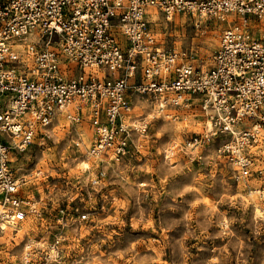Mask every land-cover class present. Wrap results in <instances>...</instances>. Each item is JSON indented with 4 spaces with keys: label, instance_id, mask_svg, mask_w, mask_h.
Returning <instances> with one entry per match:
<instances>
[{
    "label": "built area",
    "instance_id": "built-area-1",
    "mask_svg": "<svg viewBox=\"0 0 264 264\" xmlns=\"http://www.w3.org/2000/svg\"><path fill=\"white\" fill-rule=\"evenodd\" d=\"M157 14L225 24L209 69L159 45ZM135 96L168 118L202 120L206 133L189 144L220 138L237 179L263 181L264 0H0V224L34 213L12 155L57 118L88 123L95 158L119 162L140 152L131 132L144 136L146 127L129 119ZM260 186L249 195L263 198ZM4 231L0 264H11ZM27 250L23 264H32Z\"/></svg>",
    "mask_w": 264,
    "mask_h": 264
},
{
    "label": "rangeland",
    "instance_id": "rangeland-1",
    "mask_svg": "<svg viewBox=\"0 0 264 264\" xmlns=\"http://www.w3.org/2000/svg\"><path fill=\"white\" fill-rule=\"evenodd\" d=\"M156 16L151 29L162 48L211 67L224 23ZM132 103L129 119L146 131L131 132L143 148L124 160L91 156L88 123L63 117L12 155L35 211L6 226L1 241L11 264H23L28 248L32 264H264V197L248 193L264 180H238L220 138L190 145L206 133L202 120L168 118L145 97Z\"/></svg>",
    "mask_w": 264,
    "mask_h": 264
},
{
    "label": "bare ground",
    "instance_id": "bare-ground-1",
    "mask_svg": "<svg viewBox=\"0 0 264 264\" xmlns=\"http://www.w3.org/2000/svg\"><path fill=\"white\" fill-rule=\"evenodd\" d=\"M155 108V107H154ZM158 109V108H157ZM159 110V109H158ZM88 169V167H86V170ZM7 225H3V224H0V228H2V229H7V227H13V226H7ZM16 228V227H15ZM16 231V230H15ZM53 253H55V251H53Z\"/></svg>",
    "mask_w": 264,
    "mask_h": 264
}]
</instances>
